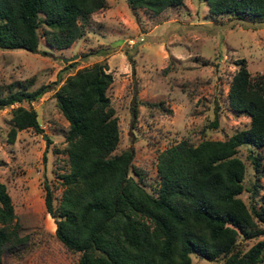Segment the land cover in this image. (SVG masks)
Listing matches in <instances>:
<instances>
[{"label": "trees", "instance_id": "16d2710c", "mask_svg": "<svg viewBox=\"0 0 264 264\" xmlns=\"http://www.w3.org/2000/svg\"><path fill=\"white\" fill-rule=\"evenodd\" d=\"M202 1L214 16L264 18V0ZM125 2L129 9L156 15L182 0ZM104 6L105 0H0V49L36 53L39 38L56 49L66 48L82 35L77 21ZM237 65L226 97L235 114L249 118L248 126L223 140L205 139L196 145L181 140L160 151L153 193L129 175L131 149L114 153L119 137L106 95L112 81L106 66L96 62L66 77L53 96L67 122L68 170L59 176L62 190L57 206H52L46 184L43 205L55 220V238L78 254L75 264H190V255L214 264L264 261V239L243 248L244 241L264 235V195L255 197L259 158L249 149L255 176L246 187L247 206L238 196L245 168L236 156L240 146L264 145V78L251 79L242 59ZM56 82L33 90L9 88L0 93V110L38 99ZM11 121L9 143L16 130L40 132L32 109L12 107ZM13 219L10 198L0 182V264L3 253L25 242Z\"/></svg>", "mask_w": 264, "mask_h": 264}, {"label": "rangeland", "instance_id": "374dc122", "mask_svg": "<svg viewBox=\"0 0 264 264\" xmlns=\"http://www.w3.org/2000/svg\"><path fill=\"white\" fill-rule=\"evenodd\" d=\"M77 23L82 35L66 48L56 49L39 38L36 53L0 49L1 94L9 88L33 90L57 81L38 99L0 110V182L10 198L17 233L25 237L21 247L3 253V264L76 263L78 254L55 238V220L43 205L46 184L52 206H57L62 190L59 176L68 170L67 122L53 96L68 75L96 62L106 66L112 78L106 95L119 137L114 153L131 149L129 175L149 193L157 187L155 165L160 151L181 140L191 145L223 140L248 126L249 118L235 114L226 97L237 61H244L251 79L264 78V18L214 16L202 0H182L156 15L129 9L125 0H105L104 8ZM74 55L72 61L62 62ZM67 64L71 66L65 68ZM15 106L35 111L40 132L16 130L9 143ZM249 149L257 153L261 169L255 197L264 195V145L238 147L236 156L245 168L238 196L247 206L246 187L255 176ZM260 239L264 235L244 241L243 248ZM190 264L214 263L190 255Z\"/></svg>", "mask_w": 264, "mask_h": 264}, {"label": "water", "instance_id": "95a60500", "mask_svg": "<svg viewBox=\"0 0 264 264\" xmlns=\"http://www.w3.org/2000/svg\"><path fill=\"white\" fill-rule=\"evenodd\" d=\"M74 58H75V55H74V57L63 58V59H62V62H63V63H66L67 61H72Z\"/></svg>", "mask_w": 264, "mask_h": 264}]
</instances>
